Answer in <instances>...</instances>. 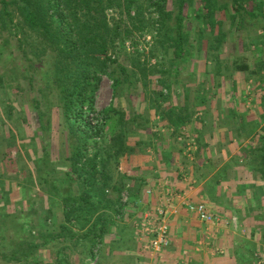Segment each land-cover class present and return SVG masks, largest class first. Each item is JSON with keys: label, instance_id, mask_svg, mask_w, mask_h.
Listing matches in <instances>:
<instances>
[{"label": "rangeland", "instance_id": "obj_1", "mask_svg": "<svg viewBox=\"0 0 264 264\" xmlns=\"http://www.w3.org/2000/svg\"><path fill=\"white\" fill-rule=\"evenodd\" d=\"M7 1L9 3L5 13L4 3L0 0V264H91L95 260L92 254L95 251L98 257L94 264H124V260L116 254L117 252L122 254L125 247L119 243L116 246L119 250L111 248L108 236H104L101 243L96 234L103 226V222L106 224V231L119 230V237L123 236L121 232L125 229L131 234V220L136 227L140 217L139 210L133 208L137 207L135 202H130L126 210H122L117 199L118 193L116 192L114 196L113 189H109L105 201L100 202L102 205L93 211L94 214L93 212L85 214L78 210L68 216L64 201L60 197L66 187H61L60 180L69 181L67 190L73 196L81 194V186H77L70 176H62L60 179L58 173L63 172L62 168L70 167L71 160L69 162L63 158L65 151L72 155L79 145L88 149L87 155L90 157L98 154L96 158L98 167L102 168L105 164L108 170L110 167L114 169L119 163L118 158H111L108 148H130L129 137L119 136L120 127L115 131L110 130L101 113L104 114L107 108L115 106L122 109L127 120V114L138 111L140 99L147 98V91L142 88L145 83L136 79L140 75L139 66L157 70L160 67L168 68V72L172 69L175 60L174 49L169 47L166 40L178 34L176 17L180 10L179 0H169L167 12L170 14L167 16L158 11L156 2L160 0H135L136 4L131 5L130 13L131 16L140 13L142 25L135 21L134 17H129L126 10V6L130 5L129 0H119L120 6L106 10L111 27L121 22L122 36H127L126 29L131 33L125 45H119L120 42L117 41L116 49L109 53L112 59L116 60L110 67L114 73L113 77L123 80L118 93L113 78L98 73L101 80L96 93L94 111L88 113L87 117L92 114L103 118V126L106 125L103 137L94 135L97 125L92 124L89 118L84 122L81 119L66 120L65 111L62 109L63 101L55 82L59 66L56 62L60 58L58 52L48 40L26 24L18 1ZM218 1L220 5L227 3L228 6L227 11L226 6H222L216 14V19L222 20V31H219L218 27L212 32L205 30L202 39L196 14L204 13V1H184L181 24L187 38L186 50L184 57L176 59V63L190 68L182 74L184 81L189 78L191 86L185 90L174 89L176 96L184 93L190 100L193 96H203V93L209 90L212 97L217 99L221 90L216 84L211 86V83L223 81V76L229 75L226 76L224 72L225 62L231 66L234 63L254 61L258 57L261 59L264 56V0H239V4L244 5L246 10L255 11L258 14L257 19L261 20L259 22L251 18L249 23L245 21L249 20L248 13L241 10L238 19H241L242 24L238 19L232 18L233 0ZM52 18L50 20L53 23V32H60L63 36L67 32L72 34L67 20L61 23L62 20L56 14ZM134 23L141 29H135ZM203 28L205 29V23L202 24L201 29ZM62 44L65 46L67 42L63 41ZM120 65L126 68V73L118 67ZM200 67L201 72L198 71ZM168 72L162 76L168 78ZM258 77L263 78L264 72ZM252 80L253 83L249 82L251 86L256 84L258 79ZM202 81L209 85L210 89H203L201 86L199 91H194L198 82ZM171 93L170 88L165 86L160 95L167 99ZM115 124L116 122L111 121V128ZM17 132L19 137L29 132L40 154L45 153V149L42 148H57L56 153L46 151L47 157L39 164L41 169L44 167L43 164L46 165L42 170L48 180H52L53 183L56 180L55 187L52 188L47 179L41 186V182L35 178L37 175L34 176L33 171L31 172L37 166L34 160H29V165L25 160L22 162L17 153L13 152L12 148L17 152L19 149L15 147ZM23 137L25 138V135ZM60 137L63 138V145L58 142L55 144V139ZM28 138L26 137V140H29ZM66 148H71L72 152H68ZM48 161L53 163L54 167L46 164ZM24 165L27 167H22ZM17 169L22 170L20 173L23 169L24 172L27 171L24 178H16ZM52 169L58 172L56 176H53ZM48 186L51 190L54 189L53 193L44 190L46 194H43L41 188L45 189ZM259 189L258 207L264 204L262 200L264 189L263 187ZM247 210L253 214L252 207H248ZM261 210L264 214V208ZM257 229L251 234L240 232L233 235L227 264H253L252 261L258 253L263 256L259 264H264V224ZM134 233L136 235V230ZM128 238L129 236L120 239L123 242ZM94 241H98L99 244L94 246ZM98 247L100 248L97 249ZM115 258H119V261Z\"/></svg>", "mask_w": 264, "mask_h": 264}, {"label": "crops", "instance_id": "obj_2", "mask_svg": "<svg viewBox=\"0 0 264 264\" xmlns=\"http://www.w3.org/2000/svg\"><path fill=\"white\" fill-rule=\"evenodd\" d=\"M260 50L263 51L262 48ZM256 59L246 61L252 70H256L257 62L264 60V56ZM178 63L174 60L169 72L168 68H155L153 77L149 76L141 81L145 83L142 88L147 91V98L140 99L138 111L127 114L128 118L123 126L119 123L112 128L108 126L113 131L118 127L120 131L123 129L119 135L121 133L129 137L130 148H108L111 158H118L119 163L114 169H107V182L111 186L120 187L122 183L125 187L129 186L133 190V200L130 202H135L137 207L133 208L139 210L140 215L163 204L165 190L170 186L174 192L188 196L193 202H205L209 210L221 216L222 220L219 224L203 222L180 199L175 198V206L167 217L170 244L158 252L145 248L144 242L137 239L132 220L131 234L126 229L127 232H121V237L129 236V240L122 242L119 230L107 231L105 236H108L111 248L119 250L116 247L119 243L125 247L122 254H116L124 260V264H227L233 235L240 232L251 234L258 230L259 221L255 218L263 214L261 209L264 204L257 206V194L259 195V188L264 185L263 174L259 170L262 167L259 161L263 156L264 145L258 138L264 127L262 77L238 70L237 63L229 66L225 62L224 72L226 76L229 75L223 76L224 79L220 82L211 80V86L216 84L222 96L220 94L215 99L207 90L203 96H193L189 100L184 93L178 96L174 94L176 88L185 90L191 86L189 78L184 81L182 74L190 68L179 66ZM201 69L202 67L198 71L201 72ZM167 72L168 78L163 77L162 74ZM253 78L258 80L251 86L249 82L253 83ZM203 81L198 82L194 91H199L201 86L203 89H210ZM125 85L127 88V84ZM165 86L172 92L167 99L160 95ZM154 91L158 92L159 97L153 96L156 94ZM16 137L15 147L19 149L17 152L12 148L13 152L17 153L22 162L34 160L37 166L31 172L33 171L34 176L37 175L35 178L41 184L37 180L35 182L42 186L47 179L42 170L46 165L43 164L41 169L40 161L47 157L46 151L56 153L57 148H42L45 153L40 154L29 132L20 137L17 132ZM26 137L31 138L26 140ZM56 139L55 144L58 142L63 145V138ZM193 142L197 145L188 151V145ZM66 149L72 152L71 148ZM69 154L65 151L63 158L70 162L72 155ZM28 164L30 165L29 162ZM46 164L54 167L50 161ZM69 165V168H62L63 172L60 173L52 169L53 176L58 173L59 178L69 177L72 164ZM119 167H122V171ZM15 171L18 175L16 178H24V173L27 172L24 169L22 173L21 169ZM60 181L61 187H66L60 196L64 199L69 195V181ZM47 183L52 188L57 184L56 180L53 183L48 179ZM76 185L81 186L79 182ZM50 186L41 188L43 194H46L44 190L53 193L54 189L51 190ZM113 190L112 194L115 196L117 191ZM248 207L254 209L253 214L251 211L247 212ZM234 217L237 218V227L232 220ZM118 259L116 260L119 261Z\"/></svg>", "mask_w": 264, "mask_h": 264}, {"label": "trees", "instance_id": "obj_3", "mask_svg": "<svg viewBox=\"0 0 264 264\" xmlns=\"http://www.w3.org/2000/svg\"><path fill=\"white\" fill-rule=\"evenodd\" d=\"M21 11L22 16L26 24L32 28L33 31L38 32L50 42L53 49L58 52L57 70L55 74V82L60 92V99L63 101L62 109L65 111V118L68 121H77L81 119L83 122L87 120L88 113L94 111L96 93L100 86V77L98 73L101 72L113 78L115 83V90L118 93L123 80L119 77H113L114 73L111 70V65L116 63L109 55L110 51L115 50L117 45L116 42L119 41V45H125V41L129 38L130 30H125L127 34L126 37L122 36L121 22H117L113 27L110 26L106 10L111 7L120 6L119 0H16ZM185 0H179V14L177 15L178 22V34L175 37L168 38L167 43L170 48L174 49V59H181L184 57L185 53V43L187 41L186 35L182 31V7ZM204 1V13L196 14L197 22L199 24V32L201 33L200 39L203 38L205 30L210 32L219 28L222 31V20L216 19L217 11L220 7L226 6L227 3L219 4L218 0H203ZM4 3V11L7 12L8 1L2 0ZM169 0H160L156 2L158 5V11L162 15H169L167 12V4ZM130 5L126 6L127 13L129 17H134V20L139 24L143 22L140 13L136 16H131L130 10L131 5L136 4L135 0H129ZM233 19L237 20L240 16L241 10H245L249 15V20L245 19L247 22H251V18L257 19L258 14L255 11L246 10L245 6L239 4V0H233ZM139 11V9H138ZM58 15L62 20H67V24L70 26V31L72 34H67L65 36L61 35L60 32H53L52 21L53 15ZM239 15V16H238ZM241 23V19H238ZM257 21H261L257 19ZM205 23V29H201L202 24ZM242 24V23H241ZM240 24V25H241ZM66 26L65 24H62ZM135 23L133 24V26ZM142 25V24H141ZM244 25V24H243ZM135 29H141V27H136ZM224 34V32H222ZM66 41L67 44L62 46V42ZM140 55V54H139ZM173 59V60H174ZM173 65V64H172ZM123 72L126 73V68L122 65L118 66ZM140 75L136 79L138 81H144L149 76L156 73L155 68H146L145 66H139ZM236 68L240 71L249 72V74L260 75L264 72V60L257 62L256 70H252L248 62H241L236 64ZM138 75V74H137ZM128 76V74L126 75ZM264 84V77L260 80ZM156 90V88L154 89ZM157 91V90H156ZM154 91V92H156ZM158 94V92H156ZM162 94V92H161ZM262 107L264 108V94L261 96ZM101 117L106 120V125L110 126L111 121L116 122V126L119 123L121 126L125 123V115L122 109L116 108L115 106H110L104 112L101 113ZM103 121V118H102ZM118 124V125H119ZM106 125L103 123L96 126L94 135H99L103 137L106 132ZM114 126V125H113ZM121 132V131H120ZM121 135V133H120ZM119 135V136H120ZM123 135H121L122 137ZM260 143L264 145V127L262 128L261 134L258 135ZM80 146L77 151L72 152L70 158L72 164V170L70 171V177L73 178L72 181L79 182L81 184L80 190L81 194L73 196L69 194L63 199L64 205L66 207V214L70 216L74 211L81 210L83 213L93 212L97 210L100 202H104L107 197V190L114 189L118 193L119 206L120 205V194L125 188V184L119 186H111L108 184L107 174L105 164L98 167L96 158L98 154L90 157L87 155L88 149L82 148ZM264 150V148H263ZM260 174L264 179V152L261 160ZM264 189V185L262 186ZM131 191V199L133 200V194ZM264 194V193H263ZM131 201V200H130ZM72 203V204H71ZM107 203V202H106ZM107 205V204H106ZM111 205V204H110ZM115 205V203H113ZM260 207V206H259ZM262 211V210H261ZM264 211V210H263ZM94 214V212H93ZM259 221L258 228H261L264 224V214L259 215L255 218ZM106 224L103 222V226L99 229L96 236L100 242H103V238L106 234ZM92 231V230H91ZM90 231V232H91ZM98 241H94V246L98 245ZM98 247L97 249H99ZM94 254V252H92ZM262 254L258 253L252 261L253 264H259V260L262 259Z\"/></svg>", "mask_w": 264, "mask_h": 264}, {"label": "built area", "instance_id": "obj_4", "mask_svg": "<svg viewBox=\"0 0 264 264\" xmlns=\"http://www.w3.org/2000/svg\"><path fill=\"white\" fill-rule=\"evenodd\" d=\"M89 115L88 118L92 124L97 126L102 124V118L98 117V115ZM195 146L196 144L193 142L188 145L187 150L190 151ZM119 168V170L122 171V167ZM165 191V202L155 209L142 212L136 223V235L139 240L144 242L145 248L158 252L170 244V227L167 217L168 213L171 212L175 206V198L180 199V202L191 212L195 213L201 221L212 224H219L221 222V216L213 214L205 202H193L188 196H184L179 192H174L173 188L170 186ZM130 200L131 192L129 186H126L120 194V205L122 210H126ZM232 220L237 227V218L234 217ZM97 257L98 253L95 251L93 257L95 260H93L91 264L97 261Z\"/></svg>", "mask_w": 264, "mask_h": 264}]
</instances>
